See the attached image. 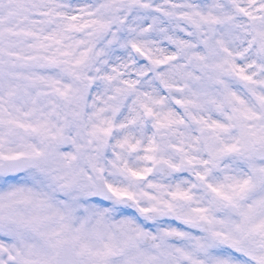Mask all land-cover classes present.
I'll return each mask as SVG.
<instances>
[{"label": "clouds", "instance_id": "clouds-1", "mask_svg": "<svg viewBox=\"0 0 264 264\" xmlns=\"http://www.w3.org/2000/svg\"><path fill=\"white\" fill-rule=\"evenodd\" d=\"M0 264H264V0H0Z\"/></svg>", "mask_w": 264, "mask_h": 264}]
</instances>
